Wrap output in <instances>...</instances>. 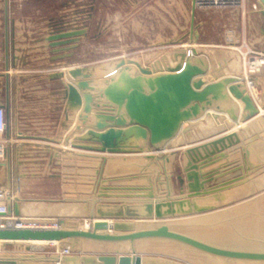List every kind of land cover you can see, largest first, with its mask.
Masks as SVG:
<instances>
[{"label":"water","instance_id":"obj_1","mask_svg":"<svg viewBox=\"0 0 264 264\" xmlns=\"http://www.w3.org/2000/svg\"><path fill=\"white\" fill-rule=\"evenodd\" d=\"M3 2L4 52L7 60L9 0ZM258 2L264 13V0ZM85 34L82 28L68 30L62 24H52L45 39L54 60L71 57ZM194 54L193 48H187L178 53L164 71L158 73L135 70L129 62L122 63L107 80L92 78L77 71L68 92L65 90L66 96L70 92L76 107L82 105L85 112L93 111L97 128L107 129L111 137L121 124L127 130H131L130 126L144 130L145 150L141 157H134L129 162L125 156L115 158L122 165L136 166L140 170L107 176L105 166L114 158L99 155L100 167L95 171L93 195L73 200L79 204L72 213L75 219L59 218L58 228H25L11 224L0 227V240L4 241L2 245L23 243L27 251L36 248L29 244L32 241L69 239L77 242L84 239L127 244L128 252L56 253L45 257L0 254V264H41L33 260H54L53 264H264V194L218 211L230 207L241 197L248 199L264 192V182L257 183V179L264 176V160L258 159L257 164L248 160L251 154L249 145L259 142L264 136V116L259 114L246 91L231 80L215 77L204 63L196 60ZM4 77L8 82V73ZM216 105H221L220 111L226 117L231 116L226 105L241 109V121L246 124L209 142L182 150L181 173L175 175L171 168L166 167V163H170L177 152L169 147L170 151L165 153V147L184 125L194 123ZM260 122L263 128L254 131L255 124ZM5 124L8 130V118ZM236 145L253 168L251 174H239L219 181L227 174L241 170V165H227L222 169L203 172L204 168L235 153L227 149ZM115 150L108 148L109 152ZM8 152L7 146L4 154L8 155ZM159 161L163 162L161 170L149 166V163L157 164ZM7 167L0 218L20 214L19 198L13 199L11 195L8 164ZM247 170H250L248 166ZM151 174L155 176V184ZM143 178L147 179V184H111V181ZM176 182L178 190L175 188ZM239 187H244L243 191L235 193ZM204 196L211 198L210 201L204 200ZM214 211L218 212L211 213ZM207 213L211 214L204 215ZM179 217L184 219H175ZM77 219H88V226L79 227Z\"/></svg>","mask_w":264,"mask_h":264},{"label":"crops","instance_id":"obj_2","mask_svg":"<svg viewBox=\"0 0 264 264\" xmlns=\"http://www.w3.org/2000/svg\"><path fill=\"white\" fill-rule=\"evenodd\" d=\"M27 1L31 0H9V55L6 60L4 52V2L0 0V106L4 110L5 122L7 118L9 120V129L7 130L5 124L4 131L0 134V141L4 142L5 149L7 146L9 149L8 155L4 154L0 157V185L2 180L7 181L8 164L13 189L19 187L20 184L24 186L28 183L41 185L40 192L35 193L34 197L11 191L13 199L19 198L20 217L29 216L36 210L48 212L50 211L48 207H50L51 210L60 212L56 217L73 220L75 217L72 216V213L77 210L76 206L79 205L73 200L88 198L93 195L95 171L100 167V159L97 156L106 154L96 152L98 150V133H106L107 129L98 131L93 120V111L85 112L82 105L76 107V101L71 97L70 92L68 96L65 93V86L67 84L70 86L77 71H81L80 69H71L80 66L74 63L81 48L80 44L85 39L81 36L77 44L78 47L72 51L73 55L62 60H54V54L45 39L52 24L59 23L71 30L79 28L76 26V22L69 21L63 6L60 8L61 10L59 9L52 14L40 15L38 11L22 13L21 9ZM246 1L247 9L243 14L238 9L212 10L197 14L195 27L197 31L201 32L202 37H206L209 30L216 34L217 39L211 40L208 36V41H205L213 45L215 56L222 52L220 44L226 42L225 36L230 30L234 32L236 38L244 35L256 51L264 52L263 9L258 0ZM98 35L99 33L95 37L97 38ZM188 46V48L191 47ZM222 60L225 61L223 58ZM128 62L136 70L140 69L139 62L127 60L124 64ZM135 64H139V67L137 68ZM206 67L213 74L215 73L210 66ZM6 73L9 76L8 82L4 77ZM257 77V80L259 79L264 84V67L257 72ZM221 80L225 79L221 78ZM261 93V97L264 99V88ZM6 101H8L7 106ZM221 108V105H216L208 109L199 120L184 125L180 133L165 147L164 152L168 153L169 147L177 149L181 144L186 146L183 149L195 147L237 128L238 126H235L236 121L234 122L232 119L238 117V120H241L242 110L236 106H233L234 110L231 106H227L231 113V117L228 118L220 111ZM260 114L262 113L260 112ZM215 115L217 118L214 119ZM244 124L246 123H241L239 126ZM260 126L263 128L261 123H257L253 129ZM184 129H186L185 133ZM116 130L117 132L124 130L121 139L117 140L116 143V147H119L118 149H121L122 153L117 156L107 155L114 158V161L112 160L105 166L107 176L117 175V173L120 175L129 174L140 170L136 166L122 165L115 158L125 156L129 162L135 156H130L127 152H144L145 150L144 130L142 128L135 127L127 130L121 124ZM130 135H134L133 144L127 139ZM261 143L264 145V136L261 138ZM130 144L133 149H130ZM254 146V144L249 145L250 151H252L251 155ZM227 151L230 153L235 151V153L223 161L204 168L203 172L216 168L222 169L227 165L243 166L241 170L227 174L219 180L221 181L239 174L248 175L254 171L252 167L247 170V160L243 158L242 151L237 145L227 149ZM171 158V162L166 163V167L173 170L175 157L172 156ZM256 159L253 155L250 158L254 164L258 162ZM260 160H264V157ZM139 162H143V160H139ZM149 166L161 170L163 162L159 161L157 164L151 162ZM84 171L89 172V181L83 179L86 177L82 176ZM151 179L155 184L154 174H151ZM54 182L59 185V193L56 197H50L48 191L45 190L46 185ZM111 184L142 185L147 184V179L111 181ZM160 188L163 190V186ZM2 189L5 190L3 187ZM3 199L4 196L0 194V205L4 203ZM13 218H15L14 215L10 218H0V222L2 220L11 222ZM83 220L88 221V219ZM79 227L83 228V226ZM61 243L62 246L68 247L71 253L128 252L127 244L95 242L84 239H79L77 242L64 239ZM74 244L81 248L74 249ZM138 246L140 248V242ZM86 247H91V249H86ZM53 255L55 254H40L37 257ZM53 261L33 260L32 262L53 264ZM57 264L60 263L57 262Z\"/></svg>","mask_w":264,"mask_h":264},{"label":"rangeland","instance_id":"obj_3","mask_svg":"<svg viewBox=\"0 0 264 264\" xmlns=\"http://www.w3.org/2000/svg\"><path fill=\"white\" fill-rule=\"evenodd\" d=\"M62 6L66 10L65 13L69 17V21H75L76 26L86 31V34L82 35L85 41L83 40L84 42L82 41L80 44L81 48L79 46L78 57L74 63L80 66L71 70L80 69L83 75L107 80L114 75L122 63L131 60L139 62L140 69L147 70L151 73H158L164 71L173 62L175 56L185 51L189 47L188 45H190L195 50L194 56L196 60L201 61L206 66H210L215 72V76L220 79L231 80L238 85L242 84L243 90L247 92L255 107L259 109L258 112H263V114H259L264 116V99L261 97L264 84L259 79L257 80V72L264 67V64L254 68L248 65L250 61L249 57H259L260 54L264 55V52L256 51L244 35L236 38L234 32L230 30L228 34L226 33V42L220 44L222 46V52L215 56L213 45L205 42L208 41V36H210L211 40H214V38L217 39L215 32L209 30L206 38L202 37L201 32L197 31L195 27L197 14L212 10L225 11L237 9H199L194 6L193 0H31L23 5L21 12L34 13V11H38V14L46 15L57 12ZM246 9L247 4L244 10H238L243 14ZM97 33L99 35L96 38L95 35ZM222 58L225 60L224 62ZM68 87L69 85L67 84L65 86L66 92H68ZM227 106H231L234 110L232 105ZM232 120L234 122L236 121L235 126L238 127L242 123L241 120H238V117ZM235 126L233 127L235 128ZM97 130L101 131L104 129L98 128ZM123 132L124 130L119 132L116 130L112 137L107 132H99L98 150L96 152L106 153L105 155H121L122 150L116 147V143L117 140L119 141L121 139ZM185 132L186 129H184ZM256 134L258 135L259 132ZM133 137L134 135H130L127 138L131 144H133ZM258 143L255 142L252 144L257 145ZM131 144L130 149H133ZM110 147H116V150L109 152L108 148ZM184 147L186 146L181 144L177 149L174 148L177 152L173 169L175 175L181 173V152L184 150ZM127 153L135 157H141L143 154L140 151ZM251 156L250 154V158ZM256 158L260 159L263 157L258 156ZM248 160L247 166L250 167ZM88 171L82 173L83 177L86 176L83 178L85 181L90 180ZM117 175H120V173H117ZM6 182V180H2V184L0 185V194L2 196L5 194V190L2 187L5 188ZM258 184H260V181ZM40 187L41 185L39 184L33 185L32 183H28L26 186L20 184L19 187L17 186L16 189H13V182L11 183V191L13 190L25 196L29 195L32 197H34L35 193L40 192ZM46 187L45 190L48 191L50 197L58 196L59 185L57 182L47 184ZM175 188L178 190L177 182L175 183ZM202 198L206 201L211 199L205 196ZM250 199L239 198L230 207L222 208L218 211L235 207L242 204V201L245 202ZM48 208L50 210L48 212L46 210H36V212L33 211L29 216H14L15 218L13 219H20L23 222L29 223L37 222L39 225L54 226L55 222H58L59 219L56 215L60 212L51 210L50 207ZM182 218L184 219V217L175 219L180 220ZM77 220L80 223L78 226H84L88 222H85L83 219ZM1 223L3 225L12 224L10 221L6 222L3 220ZM0 244V254L7 255H48L56 254L57 251L59 252L63 248H66V246L62 245L57 248L52 243H34L31 245L36 246V248L27 251L23 243ZM73 247L74 249H78L80 246L74 244ZM86 249H91V247H86Z\"/></svg>","mask_w":264,"mask_h":264},{"label":"built area","instance_id":"obj_4","mask_svg":"<svg viewBox=\"0 0 264 264\" xmlns=\"http://www.w3.org/2000/svg\"><path fill=\"white\" fill-rule=\"evenodd\" d=\"M194 6L199 9H241L244 10L246 6V0H193ZM251 63L253 60L259 61V64H248L251 68L258 67L264 64V55L260 54L259 57H249ZM5 128V115L4 110L0 107V134L3 133ZM5 147L4 142L0 141V157L4 155ZM18 222L15 221V224H19V226H23L25 228H48V227H55L57 221L55 222L54 226H45L39 225L37 222H23L20 219H16ZM69 248H63L61 251H57V254H69Z\"/></svg>","mask_w":264,"mask_h":264},{"label":"bare ground","instance_id":"obj_5","mask_svg":"<svg viewBox=\"0 0 264 264\" xmlns=\"http://www.w3.org/2000/svg\"><path fill=\"white\" fill-rule=\"evenodd\" d=\"M252 62H254V63H252ZM251 63L252 64H259L260 62L259 61H257V60H253ZM136 63V62H135ZM138 63V62H137ZM251 63H249L250 65H251ZM126 64V63H125ZM133 64H134V62H133ZM139 64H135V66L138 68L139 66H138ZM134 67V66H133ZM152 68H153V66H152ZM134 69H135V67H134ZM136 70V69H135ZM215 76V75H214ZM242 90H243V85H240L239 86ZM243 91H245V90H243ZM227 108V107H226ZM241 110V109H240ZM259 110V109H258ZM242 112V111H241ZM260 113V112H259ZM262 114H263V112H261ZM231 116H229L228 118H230ZM240 117H241V115H240ZM215 119V118H214ZM199 120V119H198ZM261 123V122H260ZM262 124V123H261ZM120 126V125H119ZM123 127H124V125H123ZM136 126H130V128L131 129H133V128H135ZM255 127V126H254ZM136 128H139V127H136ZM260 128H262L261 126H260ZM254 131H256V129H253ZM259 132V131H258ZM258 132H256V133H258ZM180 133V132H179ZM260 143H261V141H259ZM260 143H258L257 145L255 144V146H254V148H253V153H252V155L253 156H255V158L256 157H258V156H262V157H264V145H263V143H261V145H260ZM174 148H172V150H173ZM262 150V151H261ZM261 152V153H260ZM260 153V154H259ZM259 181L260 182H262V181H264V177L263 178H259V180L257 179V183H259ZM5 187V191H6V185L4 186ZM243 189H244V187H241V188H239V190L237 189V191H243ZM237 191H235V193L237 192ZM234 192V191H233ZM262 194H264V193H260L259 195H256L255 197H252L250 200H252V199H254V198H257V197H259L260 195H262ZM238 196V195H237ZM242 198H244V197H242ZM210 199V198H209ZM201 200V199H200ZM210 201V200H209ZM247 201H249V200H247ZM247 201H245V202H247ZM244 201H242V203H245ZM241 203V202H240ZM36 212V211H35ZM215 213V212H214ZM15 221L16 222H18L16 219L14 220H11V222H12V226H15V227H23V226H19V224H15ZM6 225H8V224H6ZM5 224L3 225L1 222H0V227H5L6 226ZM88 226V222H86L85 224H84V226H83V228H86ZM59 227V225H58V223L56 224V226L55 227H51V228H58ZM44 228H46V227H44ZM48 228H50V227H48ZM69 240V239H68ZM4 241H1L0 240V243H3ZM31 243H37V244H43V243H52V244H55L56 245V247L57 248H59V246H61V241H54V242H37V241H32V242H29V244H31ZM1 245V244H0Z\"/></svg>","mask_w":264,"mask_h":264}]
</instances>
